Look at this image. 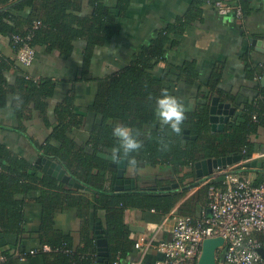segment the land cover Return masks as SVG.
Returning a JSON list of instances; mask_svg holds the SVG:
<instances>
[{
  "label": "trees",
  "instance_id": "16d2710c",
  "mask_svg": "<svg viewBox=\"0 0 264 264\" xmlns=\"http://www.w3.org/2000/svg\"><path fill=\"white\" fill-rule=\"evenodd\" d=\"M84 1L0 0V35L9 37L13 46L14 35L26 36L32 31L35 22H41L42 27L34 31L35 38L31 45L35 49L39 45H48L67 55L73 52V41L83 39L87 43L84 62V74H87L93 49L119 34L121 28L118 20L127 16L131 0H88L91 13L82 16ZM226 2L241 8V22L249 14L247 0ZM205 5H208L207 0H195L185 16L158 31L156 38L136 53L128 66L98 81L96 98L89 110L100 115L101 121L94 126L85 144L71 137L85 123V117L75 111L74 95H69L57 105L58 122L52 126L46 114V101L54 96L56 83L52 79L36 80L22 76L17 79L16 85L8 84L6 72L15 66V62L0 52V109L6 108L9 97L14 96V107L21 123L33 120L34 111H38L46 127L53 130L43 144L33 140L30 141L31 145L44 158L57 161L73 181L85 187L80 189L58 180L0 142V230L7 233L13 231L19 235L24 233L26 200L29 195L36 194L34 201L43 209L38 232L40 241L42 247L51 248L50 252L41 249L37 255H41L47 264H105L98 262L96 226L92 220V214L102 212L104 219L97 218L109 243L108 264L118 254L127 260L136 244L134 232L125 221L128 210L155 211L165 217L201 181L196 175L197 162L242 154L244 150L247 155L254 152V144L249 139L260 127H264V88L261 83L257 99L245 103L224 132L212 133L209 101L214 93L221 91L215 84L221 78L220 71H214L207 85L199 81L196 60L186 61L182 65L168 63L159 79L154 73L160 62H167L168 50L179 45L187 26L202 17ZM22 13L25 16L19 17ZM253 72L251 78L255 75L264 77V68ZM181 83L199 85L200 95L204 86L210 87V92L204 97L208 104L185 115L181 134L177 135L170 126L161 123L155 112V97L160 95L162 89L174 95V85ZM115 123L133 128L143 142L139 152L128 157L120 154V159H125L128 166L136 171L146 167L167 166L174 180L165 182L178 184L177 189L155 194L140 190L117 192L114 187H107V177L103 172L113 171V179L116 180V170L110 169L108 161L99 155H111L112 149L117 146V140L111 134ZM13 130L24 133L21 126ZM185 130H190V136H196L197 139L186 138ZM161 140L168 144L166 151L160 149ZM132 158L137 161L136 166L129 163ZM211 185L220 183L213 181L206 185L203 188L206 195ZM202 194L205 197V193ZM196 202L189 200L184 207H195ZM72 209L77 211L81 220L78 244L71 234L57 230L51 233L55 214ZM190 209L182 216L198 218L195 210ZM11 250L0 247V252L8 257V263L15 264L19 251Z\"/></svg>",
  "mask_w": 264,
  "mask_h": 264
},
{
  "label": "crops",
  "instance_id": "0c3cea01",
  "mask_svg": "<svg viewBox=\"0 0 264 264\" xmlns=\"http://www.w3.org/2000/svg\"><path fill=\"white\" fill-rule=\"evenodd\" d=\"M194 1L131 0L127 16L118 20L121 28L119 34L104 45L96 46L93 49L87 74H84L87 43L83 39L73 41L74 47H71L73 52L70 55L63 54L59 49L49 48L48 45H39L36 47L35 62L31 67H25L16 60L15 48L11 46L10 38L0 35V52L7 59L15 62V66L6 72L8 84L16 85L17 79L22 76L36 80L52 79L56 83V92L52 98L46 101L48 104L46 114L52 126L58 122L57 105L73 94L76 101L75 111L85 117V123L82 129L75 130L71 137L75 138L78 143L85 144L94 126L101 121L100 115L89 110L96 98L98 81L128 66L136 53L156 38L158 31L185 16ZM247 1L250 10L242 22L233 16H220L213 7L205 5L202 17L195 19L187 26L179 45L175 49L168 50L167 62L159 63L154 71L156 77L158 79L162 77L168 63L182 65L186 61L196 60L200 74L199 81L203 85L210 82L214 71H220L221 78L215 84H218L221 91L214 93V97H220L223 102H230L236 108V114L244 108L245 103L257 99L260 95L259 84L261 83L264 88L262 84L264 77L255 75L251 78V73L258 68H264V52L258 51V47L253 45L252 40L264 41V0ZM81 12L82 16L90 15L91 8L88 5V0L83 2ZM21 15L25 16L23 13L18 16L21 17ZM209 90L210 87L204 86L202 95H200L199 85L190 86L181 83L174 85L173 94L185 106L186 115L208 104V100L204 97L209 95ZM14 105L15 98L10 96L7 107L0 109V142L6 144L14 153L26 158L45 173H48L46 164L56 165L55 168L47 166L50 171L48 174L62 182L66 181L67 178H70L66 169L57 161L47 158H45L47 159V161L45 160L46 164L39 165L38 160L44 158V155L36 151L33 144L31 145L33 140L38 144H43L53 128L46 127L45 121L40 117L38 111H34L33 120L21 123ZM20 126L24 128L23 134L13 130ZM249 141L254 144L255 150L253 153L243 156L244 160L246 159L248 162L237 171L248 177L254 184L261 183L264 181V127H260ZM144 172V170L141 171L142 174ZM156 174L161 178L170 179L172 171L167 166H161ZM106 177L107 187H113L112 175L108 174ZM203 188L205 185L203 182H199L165 217L155 211L128 210L125 221L134 232L136 244L144 237H148V241L152 238L155 239L156 244L170 241L175 217L182 216L190 208L195 210L197 217H200L207 205V195ZM35 197L36 194H31L26 200L24 233L19 235L13 231L7 233L5 230H0V247L4 250L18 249L17 252L43 250L40 233H38L42 223L43 209L34 201ZM192 199L197 201L196 206L184 207V204ZM97 217L104 219V213L92 214L95 226L99 222L101 223ZM80 227L81 220L77 211L74 209L65 210L55 214L54 230L51 233H55L54 231L57 230L64 234H71L78 244ZM158 227H161V230L155 236L151 229L156 230ZM256 237L261 239V236ZM219 255H222V251ZM162 258L163 256L155 246L147 248L145 244H142L140 248L135 246L130 257L127 260L123 259V263L139 261L141 264H154L155 261ZM15 264L47 263L41 255H35L28 256L24 260L17 258Z\"/></svg>",
  "mask_w": 264,
  "mask_h": 264
},
{
  "label": "built area",
  "instance_id": "2783aa9c",
  "mask_svg": "<svg viewBox=\"0 0 264 264\" xmlns=\"http://www.w3.org/2000/svg\"><path fill=\"white\" fill-rule=\"evenodd\" d=\"M207 1L220 16L242 19L240 7L235 8L224 0ZM41 27V22H35L28 35L13 36L16 60L25 67H31L35 62L37 52L31 42L35 38L34 31ZM242 155H247V151L244 150ZM247 162L245 159L239 164L220 169L202 181L205 186L213 181L220 185L209 186L206 209L200 217H175L170 241L156 244L155 239L148 241V237H144L135 245L136 248L142 247V244L147 248L155 246L163 258L154 264L198 263L204 241L223 238L224 246L218 252V264H264V257L260 254V250L264 251V181L255 185L237 171ZM160 230L161 227H158L151 229V232L156 236ZM256 236H261V239ZM42 251L50 252L51 248L45 246ZM66 252L71 253L70 250ZM38 253L39 250H25L18 252L16 257L24 260ZM0 264H9L8 257L1 252ZM110 264H124L121 255L118 254ZM129 264L141 263L133 261Z\"/></svg>",
  "mask_w": 264,
  "mask_h": 264
},
{
  "label": "water",
  "instance_id": "95a60500",
  "mask_svg": "<svg viewBox=\"0 0 264 264\" xmlns=\"http://www.w3.org/2000/svg\"><path fill=\"white\" fill-rule=\"evenodd\" d=\"M253 45H256L257 50L260 52H264V41L263 40H252ZM262 84L264 86V79L262 80ZM209 123L211 126L212 133L224 132L226 127L233 123L235 120L236 108L232 106L230 102L221 101L220 97H211L209 101ZM185 134H187L186 138L196 140V136H190V130H185ZM100 157L104 159L108 158L106 154H100ZM47 161V159H45ZM44 160L45 164L46 161ZM244 160L242 154H233L227 157L221 158H209L202 161H199L195 164L196 175L200 182L203 180L210 178L215 172L220 169H224L228 166L236 165L241 163ZM39 165H43V160H38ZM119 172L117 175V183L119 185L128 184L129 190L133 186V182L131 180L125 179V172L127 168V161L125 159L120 160L118 163ZM47 166L56 167L54 164H46V170L48 173ZM65 183L75 186L80 189H84V186H81L79 183L73 181L71 178H67ZM179 187L178 184H175L173 188L177 189ZM127 188V189H128ZM170 189V188H167ZM119 188H116V191L119 192ZM95 233L97 234V250H98V262L107 264L109 262L110 252H109V243L107 241L105 230L103 229L102 224L99 222L96 226ZM224 246L223 238H213L207 239L203 243L202 255L198 261V264H218V252ZM260 254L264 257V251L260 250Z\"/></svg>",
  "mask_w": 264,
  "mask_h": 264
},
{
  "label": "clouds",
  "instance_id": "9594fccd",
  "mask_svg": "<svg viewBox=\"0 0 264 264\" xmlns=\"http://www.w3.org/2000/svg\"><path fill=\"white\" fill-rule=\"evenodd\" d=\"M155 112L164 125L170 126L172 132L181 134V125L185 120V106L166 89H162L160 95L155 97ZM112 136L117 140V146L112 149L111 159L116 163L120 162V154L128 157L130 154L139 152L143 142L139 139L138 133L130 126L123 123H115L112 128ZM161 151L168 149V144L160 141ZM129 163L136 166L137 161L132 158ZM108 264V263H107Z\"/></svg>",
  "mask_w": 264,
  "mask_h": 264
},
{
  "label": "flooded vegetation",
  "instance_id": "af4514ba",
  "mask_svg": "<svg viewBox=\"0 0 264 264\" xmlns=\"http://www.w3.org/2000/svg\"><path fill=\"white\" fill-rule=\"evenodd\" d=\"M108 158H111V155H107ZM43 160V163L45 164L44 160L45 158H41ZM104 159V158H103ZM106 161H108L110 169L116 170V178L119 172V168H118V163H116L115 161H113L112 159H104ZM123 160V159H120ZM161 166H157V167H151L154 168L156 170H160ZM147 168V167H146ZM146 168L140 169L138 171H136L133 167H129L127 164V168H126V172H125V179L131 180L133 182V186L130 188H128V186L130 187V185L128 184H123V185H119L117 183V179H113V181L115 180V182H113L114 184V189L116 190V188H119L121 190H119V192H124V193H130L134 190H140V191H144V192H153L155 194H159V193H163L166 191H169L170 189L173 188V186L176 183H169V182H165L167 180H174V175L172 173L171 178L169 179H164L161 178L160 176H158L156 173H154V177L152 176V181H148L147 179H150L149 175L146 171ZM144 170L145 172L142 174L141 171ZM111 174L112 177L113 175V171H109L108 173L103 172V175H108ZM114 178V177H113ZM128 188V189H127ZM170 188V189H167ZM175 189V188H174ZM96 229V227H95Z\"/></svg>",
  "mask_w": 264,
  "mask_h": 264
},
{
  "label": "rangeland",
  "instance_id": "374dc122",
  "mask_svg": "<svg viewBox=\"0 0 264 264\" xmlns=\"http://www.w3.org/2000/svg\"><path fill=\"white\" fill-rule=\"evenodd\" d=\"M146 171H147L148 174H150V175H149L150 179H147V180H148V181H152V180H153V179H152L153 174L156 173V172H159V169L156 170V169H154V168L147 167V168H146ZM153 177H154V176H153Z\"/></svg>",
  "mask_w": 264,
  "mask_h": 264
}]
</instances>
